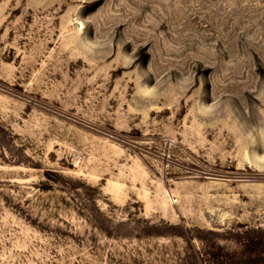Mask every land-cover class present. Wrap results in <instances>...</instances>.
Here are the masks:
<instances>
[{
    "label": "rangeland",
    "instance_id": "rangeland-1",
    "mask_svg": "<svg viewBox=\"0 0 264 264\" xmlns=\"http://www.w3.org/2000/svg\"><path fill=\"white\" fill-rule=\"evenodd\" d=\"M0 264H264V0H0Z\"/></svg>",
    "mask_w": 264,
    "mask_h": 264
}]
</instances>
